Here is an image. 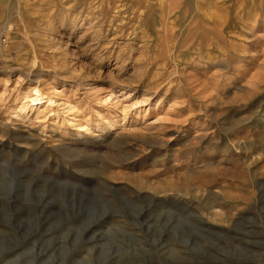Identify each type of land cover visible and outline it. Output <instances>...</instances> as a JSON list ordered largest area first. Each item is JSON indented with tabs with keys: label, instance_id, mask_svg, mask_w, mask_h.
I'll return each mask as SVG.
<instances>
[{
	"label": "rangeland",
	"instance_id": "1",
	"mask_svg": "<svg viewBox=\"0 0 264 264\" xmlns=\"http://www.w3.org/2000/svg\"><path fill=\"white\" fill-rule=\"evenodd\" d=\"M0 264H264V0H0Z\"/></svg>",
	"mask_w": 264,
	"mask_h": 264
},
{
	"label": "bare ground",
	"instance_id": "2",
	"mask_svg": "<svg viewBox=\"0 0 264 264\" xmlns=\"http://www.w3.org/2000/svg\"><path fill=\"white\" fill-rule=\"evenodd\" d=\"M224 14V13H223ZM216 15V14H215ZM199 16V15H198ZM192 17V16H191ZM201 17V16H200ZM205 17V16H204ZM215 17V16H214ZM203 18V17H202ZM217 18H218V16H217ZM217 18H213L212 16H211V18L209 19V16H207L204 20L203 19H201V22H205V25H204V27H206V29L203 27V28H201V27H199V26H196V25H198V23L195 25L196 27H198V29L201 31V30H203L204 29V31H206V34L205 33H202L201 35H199V34H197V33H195V37L197 36L198 38H199V40L201 41V40H206V37L208 38H212V42L211 43H209L208 44V46L210 47L211 46V44H214V42L216 41L217 43V45H218V42L219 41H223L224 42V40H223V36H222V34L224 33V29L227 27V24H229V23H231V21L229 20V18L228 17H226V19H224V20H222L221 18H222V16L221 17H219V19H217ZM195 23L197 22V21H199L197 18H195ZM190 26V25H189ZM198 30V31H199ZM208 31V32H207ZM196 40V39H195ZM215 40V41H214ZM189 42V41H188ZM193 42V41H192ZM235 42V41H234ZM222 45V44H221ZM220 46V45H219ZM222 61V60H221ZM225 61V60H224ZM226 62V61H225ZM225 62H224V64H225ZM223 65V64H222ZM224 66V65H223ZM132 138V137H131ZM133 139V138H132ZM134 139H135V137H134ZM163 141H165V139L163 140ZM166 142V141H165ZM138 187L137 188H140V190H139V192L140 191H143V190H145V189H147L148 188V183H144L143 181L142 182H138L137 184H136ZM179 186V185H178ZM178 186H177V184H170L169 185V188H172V189H177L178 188ZM156 192H158V190L156 191Z\"/></svg>",
	"mask_w": 264,
	"mask_h": 264
}]
</instances>
